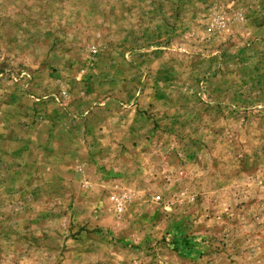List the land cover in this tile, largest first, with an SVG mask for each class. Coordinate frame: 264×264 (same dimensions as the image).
Returning <instances> with one entry per match:
<instances>
[{"label":"rangeland","instance_id":"obj_1","mask_svg":"<svg viewBox=\"0 0 264 264\" xmlns=\"http://www.w3.org/2000/svg\"><path fill=\"white\" fill-rule=\"evenodd\" d=\"M0 264H264V0H0Z\"/></svg>","mask_w":264,"mask_h":264}]
</instances>
